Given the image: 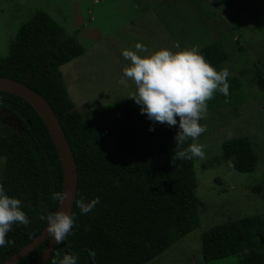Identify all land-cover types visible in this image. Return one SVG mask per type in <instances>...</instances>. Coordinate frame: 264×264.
<instances>
[{"label":"trees","instance_id":"obj_1","mask_svg":"<svg viewBox=\"0 0 264 264\" xmlns=\"http://www.w3.org/2000/svg\"><path fill=\"white\" fill-rule=\"evenodd\" d=\"M230 1L223 0L216 8L229 11ZM199 50L217 71L224 69L229 56L221 39ZM85 52L75 33H68L49 13L38 9L0 56V77L27 85L51 106L77 165L71 212L76 222L44 264H52L66 253L77 256V264H150L176 248L199 225L196 157L177 159L174 136L178 126L149 121L131 98L80 108L69 96L60 67ZM261 70L264 72V62L258 60L250 69L239 70L238 77L229 75V94L214 92L207 111L241 103L245 76L264 89ZM2 109L22 120L26 131L19 133L0 119V184L7 195L22 201L29 223L12 225L6 240L13 243L0 248V264L43 230L47 224L40 215L56 211L59 201L51 193L62 189L61 162L39 115L26 101L6 92H0ZM192 143L188 138L180 148ZM221 154L228 167L240 173L253 172L258 162L247 136L223 141ZM217 186L225 190L223 185ZM248 190L264 199V180ZM96 197L100 202L81 215L75 201ZM242 214H228L223 222L203 230L195 254L192 247L189 253L183 249V254L190 255L195 264H264V212ZM46 244H39L17 264L33 263ZM89 250L95 252V261Z\"/></svg>","mask_w":264,"mask_h":264},{"label":"rangeland","instance_id":"obj_2","mask_svg":"<svg viewBox=\"0 0 264 264\" xmlns=\"http://www.w3.org/2000/svg\"><path fill=\"white\" fill-rule=\"evenodd\" d=\"M216 4L222 6L223 0H0V56L8 51L19 27L41 9L68 33H75L86 48L84 55L60 67L69 96L80 108L124 101L135 91V84L123 76L128 61L121 53L135 51L137 42L153 51L175 50L177 44L201 48L221 39L229 56L224 68L238 77L239 70L264 62V0H231L229 11ZM247 77L242 78V102L208 110L200 120L206 131L193 140L203 145L204 152L194 160L200 179L199 225L150 264H195L183 249L189 253L192 247L195 254L203 230L223 222L228 214L264 212V199L248 190L264 180V89ZM239 136L254 144L258 162L253 172L231 170L222 157V142Z\"/></svg>","mask_w":264,"mask_h":264},{"label":"clouds","instance_id":"obj_3","mask_svg":"<svg viewBox=\"0 0 264 264\" xmlns=\"http://www.w3.org/2000/svg\"><path fill=\"white\" fill-rule=\"evenodd\" d=\"M134 48L135 51L124 49L121 53L128 61L123 76L135 84V91L128 98L139 106L141 114L149 121L178 126L174 136L177 159L202 158L203 145L192 143L186 148H180V145L188 138L195 140L206 131L200 120L205 116L207 101L212 99L214 92L218 91L224 96L229 94L228 69L217 71L197 47L181 48L177 44L175 50L160 48L149 51L145 45L137 42ZM149 130L154 129L150 127ZM67 197L66 192L51 193V198L56 201L62 202ZM99 202L98 197L88 202L78 199L75 205L84 215ZM21 205L22 201L7 195L3 184H0V248L13 243L6 240L13 224L29 223ZM40 219L46 221L47 232L56 243L66 239L76 222L74 213L63 210L41 214ZM88 254L95 261V252L89 250ZM57 256L60 254L57 253ZM52 264H77V256L66 253L62 258L54 259Z\"/></svg>","mask_w":264,"mask_h":264},{"label":"water","instance_id":"obj_4","mask_svg":"<svg viewBox=\"0 0 264 264\" xmlns=\"http://www.w3.org/2000/svg\"><path fill=\"white\" fill-rule=\"evenodd\" d=\"M0 92L13 94L26 101L35 110L44 123L61 162V192L68 193V197L65 200L58 202L56 211L63 210L71 213L78 183L77 165L58 117L48 102L40 94L36 93L30 87L19 81L6 77H0ZM45 240H47L46 247L42 250L35 261L31 263L44 264L57 244L47 232V226L44 227L33 240L9 256L2 264H17L20 259L32 252Z\"/></svg>","mask_w":264,"mask_h":264},{"label":"flooded vegetation","instance_id":"obj_5","mask_svg":"<svg viewBox=\"0 0 264 264\" xmlns=\"http://www.w3.org/2000/svg\"><path fill=\"white\" fill-rule=\"evenodd\" d=\"M0 114V118H2V121L7 123L9 127L12 129L18 131L19 133L25 132L24 124L23 121L20 120L18 117L15 115L11 114L8 112L6 109H2Z\"/></svg>","mask_w":264,"mask_h":264}]
</instances>
